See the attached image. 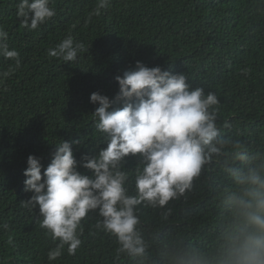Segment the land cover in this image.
Returning a JSON list of instances; mask_svg holds the SVG:
<instances>
[{"label":"trees","instance_id":"obj_1","mask_svg":"<svg viewBox=\"0 0 264 264\" xmlns=\"http://www.w3.org/2000/svg\"><path fill=\"white\" fill-rule=\"evenodd\" d=\"M18 2L0 0V27L20 59L17 68L0 56V74L14 69L0 77V264H133L123 256L115 259V237L89 235L96 213L82 221L83 243L75 255L66 245L59 258L48 260L56 244L39 227V208L20 203L32 195L23 183L27 156L41 157L46 168L61 139L82 141L72 145L77 161L97 151L101 136L91 114L98 105L90 103V94L114 97V77L136 61L184 73L192 88L215 92L218 122L233 126L225 132L238 133L250 145L264 144V0H111L91 20L97 0H52L56 15L34 31L21 26ZM69 35L85 45L77 60L50 57L47 50ZM134 165L130 158L126 167ZM222 182L214 173L197 183L167 220L142 210L156 264H164L159 253L169 241L211 244L220 226L216 197Z\"/></svg>","mask_w":264,"mask_h":264},{"label":"clouds","instance_id":"obj_2","mask_svg":"<svg viewBox=\"0 0 264 264\" xmlns=\"http://www.w3.org/2000/svg\"><path fill=\"white\" fill-rule=\"evenodd\" d=\"M51 3L19 0L16 16L21 26L34 31L45 24L56 15ZM110 4L111 0H97L88 20ZM8 36L0 27V56L14 60L19 68V52L9 49ZM84 49L69 35L47 54L73 62ZM114 79L119 88L114 97L93 92L89 98L98 105L91 114L101 136L97 151L77 161L72 145L82 141L61 139L46 168L41 157L27 156L23 183L32 195L20 203L29 210L39 208V227L56 244L48 260L59 258L66 245L67 253L75 255L83 243L82 221L96 213L89 235L103 232L115 237L117 261L123 256L133 264H156L142 210L167 220L176 202L215 173L223 177L216 197L222 211L211 244L173 240L159 255L164 264H264V144L250 145L238 133L227 134L225 129L233 126L228 120L218 122V95L192 88L184 73L136 61ZM130 158L135 160L132 168L126 167Z\"/></svg>","mask_w":264,"mask_h":264}]
</instances>
